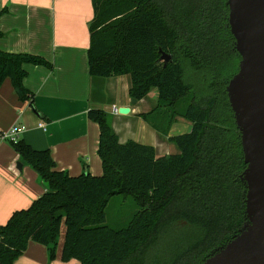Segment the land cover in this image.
I'll return each mask as SVG.
<instances>
[{"label": "trees", "instance_id": "1", "mask_svg": "<svg viewBox=\"0 0 264 264\" xmlns=\"http://www.w3.org/2000/svg\"><path fill=\"white\" fill-rule=\"evenodd\" d=\"M93 9L90 75L128 76L137 102L156 89L157 105L140 117L179 153L159 157L153 146L121 144L101 110L88 114L100 126L99 177H72L57 169L49 150L11 142L48 191L0 227V264H15L31 242L55 260L63 230L65 262L202 264L247 221V165L226 90L241 60L227 0H93ZM163 53L172 57L167 64ZM25 65L53 67L0 50V90L10 80L18 98L34 106ZM179 119L191 131L171 136ZM117 196L132 198L138 210L126 227L113 229L107 209Z\"/></svg>", "mask_w": 264, "mask_h": 264}, {"label": "crops", "instance_id": "2", "mask_svg": "<svg viewBox=\"0 0 264 264\" xmlns=\"http://www.w3.org/2000/svg\"><path fill=\"white\" fill-rule=\"evenodd\" d=\"M93 18V0H0V50L37 56L53 66H24V86L33 93L34 106L18 98L10 80L4 83L0 90V133L14 126L25 127L19 140L36 150H49L57 169L72 177L85 172L95 177L103 174L98 153L100 126L89 119L91 110L111 115L113 132L121 144L135 141L153 146L159 157L178 154L140 117L152 109H144L148 97L132 103L128 76L90 75L89 28ZM121 108L131 112H114ZM42 123L45 128L40 127ZM47 191V184L21 161L11 142L0 138V227ZM63 235L55 260L50 259L46 246L31 242L15 264H81L75 259L62 260Z\"/></svg>", "mask_w": 264, "mask_h": 264}, {"label": "water", "instance_id": "3", "mask_svg": "<svg viewBox=\"0 0 264 264\" xmlns=\"http://www.w3.org/2000/svg\"><path fill=\"white\" fill-rule=\"evenodd\" d=\"M227 6L241 57L226 90L247 165L243 174L247 221L202 264H264V0H227ZM162 60L167 64L172 57L163 53ZM130 112V108L119 110L120 115Z\"/></svg>", "mask_w": 264, "mask_h": 264}, {"label": "rangeland", "instance_id": "4", "mask_svg": "<svg viewBox=\"0 0 264 264\" xmlns=\"http://www.w3.org/2000/svg\"><path fill=\"white\" fill-rule=\"evenodd\" d=\"M158 102V91L154 89L147 98V104L144 106V109H153ZM150 107V108H149ZM191 131V124L183 119H179L178 122L173 126L171 130V136H178L189 133ZM154 134H157L159 138L167 145L169 144L172 149L176 150V153H179L178 148L172 144L167 143L168 138L162 137L157 132L153 131ZM138 207L132 198H124L122 196H117L112 199L107 209V221L106 225L110 226L113 229L124 228L127 226L132 216L137 212Z\"/></svg>", "mask_w": 264, "mask_h": 264}, {"label": "built area", "instance_id": "5", "mask_svg": "<svg viewBox=\"0 0 264 264\" xmlns=\"http://www.w3.org/2000/svg\"><path fill=\"white\" fill-rule=\"evenodd\" d=\"M114 112L116 114H119L118 109H115ZM40 127L45 128V124H40ZM26 128L23 126H14L11 130H9L6 133H0V138L9 142H17L19 140V135L23 131H25Z\"/></svg>", "mask_w": 264, "mask_h": 264}]
</instances>
